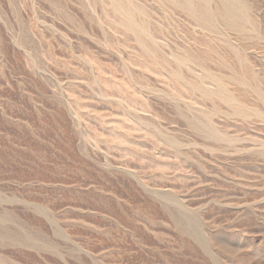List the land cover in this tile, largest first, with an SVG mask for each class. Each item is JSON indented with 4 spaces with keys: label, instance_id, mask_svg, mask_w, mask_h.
<instances>
[{
    "label": "rangeland",
    "instance_id": "rangeland-1",
    "mask_svg": "<svg viewBox=\"0 0 264 264\" xmlns=\"http://www.w3.org/2000/svg\"><path fill=\"white\" fill-rule=\"evenodd\" d=\"M0 264H264V0H0Z\"/></svg>",
    "mask_w": 264,
    "mask_h": 264
},
{
    "label": "bare ground",
    "instance_id": "bare-ground-1",
    "mask_svg": "<svg viewBox=\"0 0 264 264\" xmlns=\"http://www.w3.org/2000/svg\"><path fill=\"white\" fill-rule=\"evenodd\" d=\"M119 1V0H118ZM171 1H173V0H171ZM186 1H188V0H186ZM170 2V1H169ZM175 2H176V0H175ZM117 3V2H116ZM185 3V2H184ZM197 3V2H196ZM187 4H189V3H187ZM201 4H203V2L202 3H200V5ZM119 5V4H118ZM182 5V4H181ZM207 5V4H206ZM190 6V5H189ZM195 6V5H194ZM240 5H238V7H239ZM230 7V6H229ZM122 8V7H121ZM191 8V7H190ZM204 8H206V7H204ZM125 9V8H124ZM238 9V8H237ZM199 10V9H198ZM124 11V10H123ZM192 11V10H191ZM196 11V10H195ZM121 12V11H120ZM234 12V11H233ZM192 13V12H191ZM194 13V12H193ZM235 13V12H234ZM123 14H124V16H125V13L123 12ZM130 14V13H129ZM188 14V13H187ZM204 14H202V16H203ZM208 15V14H207ZM232 15L233 14H231V17H232ZM239 14H237V16H238ZM228 16V15H227ZM237 16H235V17H237ZM128 17V16H127ZM206 17V16H205ZM211 17V16H210ZM234 17V16H233ZM240 17V16H239ZM125 18H126V16H125ZM129 18V17H128ZM197 18V17H196ZM130 20V19H129ZM201 20V19H200ZM208 20V19H207ZM233 20V19H232ZM129 22V21H128ZM201 22V21H200ZM206 22V21H205ZM209 22V21H208ZM127 23V22H126ZM125 23V24H126ZM130 24V23H129ZM238 24V23H237ZM233 26V25H232ZM231 26V27H232ZM239 27V25H236V27ZM128 28H129V26H127ZM234 27V26H233ZM130 29V28H129ZM139 29H141V28H139ZM234 29V28H233ZM212 30V29H211ZM142 31V30H141ZM139 32V31H138ZM139 34V33H138ZM218 93V92H217ZM222 96V95H221ZM224 97H226V96H223L222 98H224Z\"/></svg>",
    "mask_w": 264,
    "mask_h": 264
}]
</instances>
